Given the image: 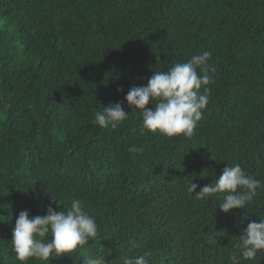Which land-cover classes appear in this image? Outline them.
Segmentation results:
<instances>
[{
    "label": "trees",
    "instance_id": "1",
    "mask_svg": "<svg viewBox=\"0 0 264 264\" xmlns=\"http://www.w3.org/2000/svg\"><path fill=\"white\" fill-rule=\"evenodd\" d=\"M264 264V0H0V264Z\"/></svg>",
    "mask_w": 264,
    "mask_h": 264
},
{
    "label": "rangeland",
    "instance_id": "2",
    "mask_svg": "<svg viewBox=\"0 0 264 264\" xmlns=\"http://www.w3.org/2000/svg\"><path fill=\"white\" fill-rule=\"evenodd\" d=\"M102 264V263H101Z\"/></svg>",
    "mask_w": 264,
    "mask_h": 264
}]
</instances>
